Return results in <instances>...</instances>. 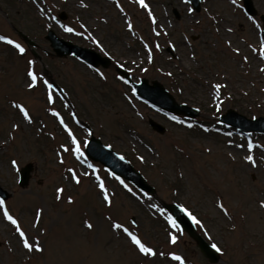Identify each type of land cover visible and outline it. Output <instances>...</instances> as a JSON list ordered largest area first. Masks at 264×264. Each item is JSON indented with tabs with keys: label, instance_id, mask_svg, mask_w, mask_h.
<instances>
[{
	"label": "rangeland",
	"instance_id": "obj_1",
	"mask_svg": "<svg viewBox=\"0 0 264 264\" xmlns=\"http://www.w3.org/2000/svg\"><path fill=\"white\" fill-rule=\"evenodd\" d=\"M251 2L254 15L242 0H202L199 11L187 0H144L147 7L139 0H0V187L8 193L0 204V264H264V134L218 122L230 108L264 117V0ZM48 29L108 56L110 66L56 56ZM120 71L159 82L196 116L144 102ZM91 134L155 194L88 157ZM29 162L21 187L18 172ZM162 203L195 217L198 233L219 249L218 262L203 256Z\"/></svg>",
	"mask_w": 264,
	"mask_h": 264
},
{
	"label": "water",
	"instance_id": "obj_2",
	"mask_svg": "<svg viewBox=\"0 0 264 264\" xmlns=\"http://www.w3.org/2000/svg\"><path fill=\"white\" fill-rule=\"evenodd\" d=\"M192 8L199 11L202 0H187ZM243 8L248 15L256 14L251 0H242ZM174 15L178 17V13L173 9ZM58 17L64 19L66 14L61 12ZM260 19L264 27V14H261ZM264 34V31H263ZM45 39L50 43L53 52L56 56L63 58L73 56L78 60L88 64L92 68L103 67L107 68L111 64V59L107 56L99 54L92 48L81 46L73 43L70 40H65L52 30L48 29L45 34ZM167 51L171 53L170 47ZM120 75L132 86L134 93L144 102L161 109L164 112L178 113L185 117L194 118L196 111L186 104L178 103L174 97L167 91V89L157 81L148 82L147 79L141 78L139 81H134L129 74L120 71ZM218 122L224 124L226 127H233L237 131L246 133L247 131H254L256 133L264 134V117L249 119L240 114L236 110L230 108L226 112L219 115ZM150 127L158 133H164L166 128L155 121L153 118L148 119ZM86 127H88L86 125ZM85 153L88 157L95 161H99L104 168L113 176L126 180L135 188L142 192H147L151 195L155 194V189L150 185L144 176L138 171L126 158L114 151L110 146L105 145L102 141L90 135L85 144ZM32 170V163H26L18 172V185L24 187L28 184L30 179V172ZM8 197V193L0 187V200ZM162 206L169 212L172 220L177 225L178 229L185 232L198 247L199 251L207 258L210 263H216L220 259L219 251L214 249L204 237H202L191 218L185 209L177 203H162Z\"/></svg>",
	"mask_w": 264,
	"mask_h": 264
},
{
	"label": "snow or ice",
	"instance_id": "obj_3",
	"mask_svg": "<svg viewBox=\"0 0 264 264\" xmlns=\"http://www.w3.org/2000/svg\"><path fill=\"white\" fill-rule=\"evenodd\" d=\"M139 2L141 3L142 6L147 7V5L144 4V0H139ZM190 11H191V10H190ZM129 27H131V25H129ZM65 30H66V31H71V29H69V28H66ZM8 43L11 44L12 41L9 40ZM16 47L19 49L20 52H23V51H24V49L21 48L19 45H16ZM28 75H29L30 77H32L33 84H30V85H29V87H32V86H34V84H35L36 77H35L31 72H29ZM216 87H217V89H219L220 86L217 85ZM49 102H51V95L49 96ZM17 107H20V106L17 105ZM20 110H21L22 112H24L25 118H27V117H28V113L25 112L23 108H20ZM251 147H252V146H251V144H250V145H249V149H251ZM246 159L249 160V161H252L253 157H252L251 155H249L248 157H246ZM69 171H71V170H69ZM73 179H74L77 183L80 182L79 179H78L75 175H73ZM97 179H99V177H97ZM100 188H101L102 190H104V184H103L102 182L100 183ZM61 191H62V189H58V190H57V192H58L57 199L60 198L59 193H60ZM104 199H105L106 201L108 200V193H107V191H104ZM2 203H3V201H0V204H2ZM220 206L223 207L222 205H220ZM261 206L264 207V203H262ZM38 215H39V214H38ZM189 215H191V214L189 213ZM5 218H6L7 220H9V221H10L12 224H14V225L17 223V221H16L15 219H13L11 216H9L7 213H5ZM192 218H193V220L195 221V217H192ZM196 222L198 223V221H196ZM173 224H174V222H173ZM87 226H88L89 228L92 227L91 224H88ZM113 227H114V228H120L121 225H119V224H115V225H113ZM17 231L19 232V234H20V236H21V238H22L23 246H24L28 251H32V250H33V245L29 243V240H28L27 238H25V234H24L22 231H20L19 227H17ZM124 231H125V232H128L127 229H124ZM128 235L130 236L132 242H133L135 245L138 246L139 250H140L142 253L152 254V250H151L150 248H146V247L140 242V240H139L135 235H133V234L130 233V232L128 233ZM171 239H172V242H173V243L176 242V237H175V236H173ZM212 247H213L214 249H216L217 251H219V249L217 248L216 245H212ZM35 250H36V251H42V249H41L38 245L35 246ZM174 258L177 259V260H180V257H179V256H176V257H174Z\"/></svg>",
	"mask_w": 264,
	"mask_h": 264
}]
</instances>
